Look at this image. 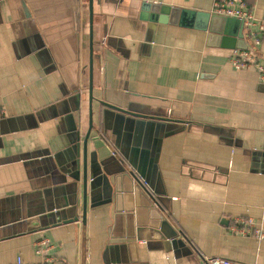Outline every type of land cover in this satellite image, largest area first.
<instances>
[{"label":"crops","instance_id":"0c3cea01","mask_svg":"<svg viewBox=\"0 0 264 264\" xmlns=\"http://www.w3.org/2000/svg\"><path fill=\"white\" fill-rule=\"evenodd\" d=\"M145 2L216 0H94L90 106L89 0H0V264H264L263 73Z\"/></svg>","mask_w":264,"mask_h":264},{"label":"water","instance_id":"95a60500","mask_svg":"<svg viewBox=\"0 0 264 264\" xmlns=\"http://www.w3.org/2000/svg\"><path fill=\"white\" fill-rule=\"evenodd\" d=\"M90 3V106L93 101V60H94V37H93V23H94V0H89ZM141 18L143 20H150L151 22H159L162 24H170L181 27L194 28L200 31L209 32V41L213 44L214 41L219 40L220 46L223 48H228L231 50H248L249 47L245 38V28L244 21L235 19V18H227L224 16L211 14L207 12H200L194 10L187 9H179L173 8L169 6H162L153 3H143L141 8ZM238 27V29H237ZM106 108L115 110L117 112H121L122 114L132 116L135 118L142 119H151L159 121H168L166 119L161 118H153L146 115H141L137 113H133L114 105L108 104L106 102L102 103ZM91 118H90V129L93 130V122H92V108L90 110ZM134 174V173H133ZM140 177L145 181L143 175ZM85 184H87V180H85ZM145 184V185H146ZM147 187V186H146ZM54 210V209H53ZM56 210V209H55Z\"/></svg>","mask_w":264,"mask_h":264},{"label":"built area","instance_id":"2783aa9c","mask_svg":"<svg viewBox=\"0 0 264 264\" xmlns=\"http://www.w3.org/2000/svg\"><path fill=\"white\" fill-rule=\"evenodd\" d=\"M237 3L240 7L239 9H234L232 7L233 3ZM245 8V3L243 0H216L214 13L216 15L224 16L227 18H235L244 21V24L249 29H261L264 30V17L261 21H257L254 17L243 10ZM232 64L236 69H248L251 67L257 68L261 73H263L262 79L264 80V65L258 62V58L255 56L254 52L251 50H233L232 51ZM249 227L253 226V221H249L247 223ZM242 234H246L247 232H251L252 230L249 228L247 230L239 229ZM256 236V239L260 242L264 240V230L263 228L255 229L252 231ZM41 252V251H39ZM54 262L47 258L43 262V264H53ZM16 264H25L22 258H19ZM203 264H237L228 259H220V258H209L205 259Z\"/></svg>","mask_w":264,"mask_h":264}]
</instances>
